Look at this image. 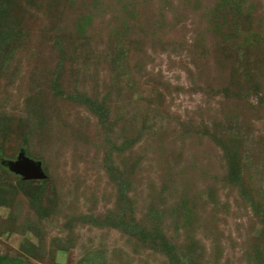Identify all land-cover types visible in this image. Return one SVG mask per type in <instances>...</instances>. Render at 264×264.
<instances>
[{
  "label": "rangeland",
  "instance_id": "rangeland-1",
  "mask_svg": "<svg viewBox=\"0 0 264 264\" xmlns=\"http://www.w3.org/2000/svg\"><path fill=\"white\" fill-rule=\"evenodd\" d=\"M0 264H264V0H0Z\"/></svg>",
  "mask_w": 264,
  "mask_h": 264
},
{
  "label": "water",
  "instance_id": "water-1",
  "mask_svg": "<svg viewBox=\"0 0 264 264\" xmlns=\"http://www.w3.org/2000/svg\"><path fill=\"white\" fill-rule=\"evenodd\" d=\"M11 170L20 175L24 180H43L46 178L39 162L20 156L18 161L10 163Z\"/></svg>",
  "mask_w": 264,
  "mask_h": 264
}]
</instances>
